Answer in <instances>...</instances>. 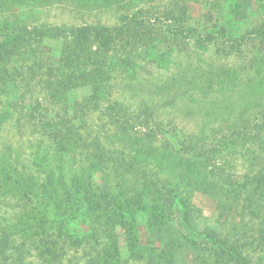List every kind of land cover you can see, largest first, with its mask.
<instances>
[{
    "label": "trees",
    "instance_id": "1",
    "mask_svg": "<svg viewBox=\"0 0 264 264\" xmlns=\"http://www.w3.org/2000/svg\"><path fill=\"white\" fill-rule=\"evenodd\" d=\"M84 1L52 3L81 8ZM113 16L111 23L33 24L0 37V88L3 92L19 88L20 95L29 93L28 106L23 97L15 99L18 109L24 112L20 119L37 127L39 137L54 140L51 143L56 149L68 147L74 152V163L69 162L72 169H63L58 175L62 201L72 207L108 211L125 229L128 223L121 216L152 196L155 205L149 210L161 206L171 209L175 204L181 210V230L168 228L162 236L154 233L163 247L161 256H155L164 263L175 262V250L180 245L176 236L184 244L211 255L215 264H264L245 253V242L201 227L203 212L190 200L192 191L218 193L227 201H240L248 219L264 218V105H259L251 116L238 115L217 123L215 115L194 125L195 129L175 133L174 127L171 131L163 129L161 115H155L147 105L126 104L116 87L119 79L137 67L161 63L173 54L179 39L191 42L192 49L200 51L214 46L220 36L219 40L239 52L244 36L226 37L221 33L226 34L225 28L198 29L191 23L190 7L179 0H125L114 9ZM253 34L264 37V24ZM49 38L61 44L57 72L54 78H36L32 63ZM24 53L32 57V63L20 67L19 59ZM77 91L86 96L69 103L61 100ZM193 92L177 93L175 99L194 100ZM175 99L172 95L169 102ZM5 112L0 115V130L8 116ZM119 134L123 138L141 135L150 143L166 134L175 139L170 161L162 166L166 171H160L157 155L152 158L156 164L147 165V159L138 158L139 151L124 147L121 138L118 143L111 140ZM152 150L157 154L155 148ZM105 173L112 176L109 182L100 179ZM150 213L154 227L159 228L162 212ZM57 247V241L48 242L39 257L58 261L61 255ZM28 256L24 243H15L9 235L0 234V264H28Z\"/></svg>",
    "mask_w": 264,
    "mask_h": 264
},
{
    "label": "rangeland",
    "instance_id": "2",
    "mask_svg": "<svg viewBox=\"0 0 264 264\" xmlns=\"http://www.w3.org/2000/svg\"><path fill=\"white\" fill-rule=\"evenodd\" d=\"M43 1L0 0V37L33 24L111 23L114 9L125 3V0H105L94 4L86 0L78 8L69 3ZM179 1L190 7L192 25L206 31L225 28L226 34L221 33L231 39L243 35V48L238 52L218 36L214 46L197 51L192 49L191 42L179 39L174 42L178 45L173 54L161 63L141 65L119 79L116 87L120 97L131 107L147 105L155 115H161L163 129L171 131L174 127L175 133L193 129L215 115L218 123L257 113L258 106L264 105V37L253 33L263 27L264 0ZM60 49V42L45 39L34 63L24 53L19 65L32 63L36 78H54ZM190 91H194V100L175 99L177 93ZM172 95L175 100L169 102ZM85 96V92L77 91L61 100L69 103ZM16 97H23L26 106L31 103L29 93L20 95L19 88L8 92L0 88V115L8 111L0 130V234L9 235L15 243H24L28 264H166L155 256H161L163 247L154 233L160 232L158 236H162L168 228L181 230L179 206L149 210L155 202L152 196L145 198L139 208H129L121 216L128 223L125 229L119 226L118 217L110 216L108 211L68 206L62 201L57 183L59 172L72 169L69 162L74 163V152L68 147L56 149L51 143L54 140L39 137L37 127L20 119L24 112L18 109ZM120 135L111 140L118 143L121 138L124 147L139 151L138 158L147 159V165H155L152 158L157 155L160 171H166L162 166L170 161L175 139L166 134L150 143L141 135L128 134L124 138ZM153 148L157 154L152 153ZM149 154L151 157H147ZM111 178L105 173L100 179L109 182ZM190 200L203 212L201 227L245 242L248 245L245 253L255 262L264 261V218L248 219L240 201H227L218 193L192 191ZM152 210L163 214L159 228L152 223ZM175 239L180 245L175 250L174 264H215L211 255L184 244L176 236ZM50 241L58 243L56 252L61 255L58 261H43L39 257Z\"/></svg>",
    "mask_w": 264,
    "mask_h": 264
}]
</instances>
